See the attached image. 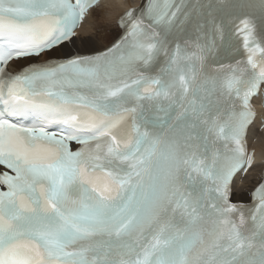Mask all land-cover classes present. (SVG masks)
Segmentation results:
<instances>
[{
  "label": "snow or ice",
  "instance_id": "snow-or-ice-1",
  "mask_svg": "<svg viewBox=\"0 0 264 264\" xmlns=\"http://www.w3.org/2000/svg\"><path fill=\"white\" fill-rule=\"evenodd\" d=\"M130 3L0 0V264H264V0Z\"/></svg>",
  "mask_w": 264,
  "mask_h": 264
},
{
  "label": "bare ground",
  "instance_id": "bare-ground-1",
  "mask_svg": "<svg viewBox=\"0 0 264 264\" xmlns=\"http://www.w3.org/2000/svg\"><path fill=\"white\" fill-rule=\"evenodd\" d=\"M139 4H140V0H131V3L129 6H138ZM115 19L116 17L114 15L112 17V28H115ZM117 31L119 32L118 29ZM89 36H92L95 42L97 41L98 46H100L101 44L105 45V43H107L106 40H109L108 32H106L102 38H96L94 32L89 30L87 26L80 29L79 34H78L79 40L81 38V39H84L87 43H90L87 40ZM108 45L109 44H106L104 47H107ZM65 47L66 45L56 51H62L64 50ZM82 48H84L82 52L83 55L92 54L96 51H100L104 49L102 47V48H99L98 50H93L91 46L89 45L82 46ZM70 53H68L66 57H69ZM43 58L44 57H42L40 60H42ZM17 67H18V63L15 64L14 66H10L12 71H15ZM259 126H260V123L257 122V124L254 127H252L250 138H249L250 146L256 150V163L254 164L253 169L250 170L249 173H247L244 178L236 180L233 186V192H234L235 198L241 197L246 192L250 193L254 184L261 179V173H262V170L264 169V130L260 131ZM248 200H249V197H248Z\"/></svg>",
  "mask_w": 264,
  "mask_h": 264
},
{
  "label": "rangeland",
  "instance_id": "rangeland-1",
  "mask_svg": "<svg viewBox=\"0 0 264 264\" xmlns=\"http://www.w3.org/2000/svg\"><path fill=\"white\" fill-rule=\"evenodd\" d=\"M108 33H109V40H106V42L107 43H105V45L106 44H110L111 42H113V40L116 38V36L118 35V31L116 30V31H108ZM80 43V44H79ZM91 46V48L93 49V50H98L99 48H105L104 46V44H101L100 46H98V43H97V41L95 42H90V43H87L84 39H81L80 38V40L77 38L76 39V41H75V43H73V49L77 52V53H81L82 54V52H83V50H84V48H82V46ZM80 47H81V49H80ZM72 53V50H70L67 46L64 48V50H62V51H56V52H54L53 53V56H55V57H57V56H63V57H65V55H67L68 53ZM70 53V54H71ZM69 54V55H70ZM248 196H249V193L248 192H246V193H244L241 197H238V198H235V200H237V201H247V199H248Z\"/></svg>",
  "mask_w": 264,
  "mask_h": 264
}]
</instances>
